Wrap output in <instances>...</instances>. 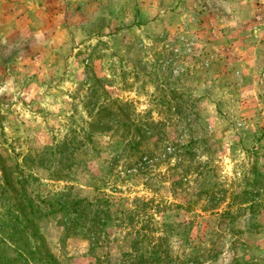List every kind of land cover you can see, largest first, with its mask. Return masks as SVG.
I'll return each mask as SVG.
<instances>
[{
  "label": "rangeland",
  "instance_id": "obj_1",
  "mask_svg": "<svg viewBox=\"0 0 264 264\" xmlns=\"http://www.w3.org/2000/svg\"><path fill=\"white\" fill-rule=\"evenodd\" d=\"M130 60L135 69L126 66ZM122 69L140 70L139 79L130 76L129 92H119L117 76L109 90L142 107L156 94L143 73L189 92L209 134L225 148L216 153L214 189L239 175L236 164L250 163L248 180L233 194L237 200L245 192L248 202L257 193L264 197V179L252 184L256 172L264 175V0H0V264H137L134 251L144 257L140 264H264V207L256 201L232 219L197 211L186 225L182 215L161 226L155 257H169L161 262L151 259L150 245L133 246L113 223L108 242L93 248L56 215L24 214L22 189L47 209L39 201L52 204L60 188L49 180L54 166H46L47 156L45 162L33 156L87 121L93 78H120ZM96 165L89 167L94 174ZM2 171L10 173L8 188ZM28 175L36 180L26 185ZM130 192L148 194L141 185Z\"/></svg>",
  "mask_w": 264,
  "mask_h": 264
},
{
  "label": "trees",
  "instance_id": "obj_2",
  "mask_svg": "<svg viewBox=\"0 0 264 264\" xmlns=\"http://www.w3.org/2000/svg\"><path fill=\"white\" fill-rule=\"evenodd\" d=\"M128 48L130 51L134 45ZM129 62L131 60L126 66L130 70L137 67ZM138 63L142 64V61ZM145 65L146 62L143 67ZM134 72L122 69L120 78L119 73H113L112 80L92 79L88 86L90 92L85 96L87 121L72 125L63 141L47 146L39 155L33 156L41 162H45L47 156L46 166H54L49 180L60 188L53 193L52 204L41 200L40 203L48 205L47 209L41 208L22 189L26 202L22 210L28 217L58 216L57 222L64 224L67 232L84 235L90 239L93 248L108 242L107 229L113 223L124 230V236L132 240L133 246L150 245L154 251L151 259L161 262L169 259L166 254L155 257L156 247L159 248L162 242L155 232L161 226L175 224L172 220L182 215L184 219L180 223L186 225L189 219L197 216V211L212 215L222 211L220 219H232L234 211L237 210L234 213L237 214L248 210L254 201L264 207V197L258 198L260 193H257L251 197L253 201L248 202L245 192L241 193L243 198L237 200L233 194L240 183L248 180L245 168L250 163L236 164L235 172L239 175L226 179L223 188L214 189L211 180L217 179L213 178L214 168L218 167L216 153L225 152V148L209 134V126L202 120L200 108L193 104L189 92L169 89L165 77L157 84L151 75L143 73L144 78L156 85V94L148 96V104L144 107L138 99L111 93L117 76V91L129 92L126 89L133 86L129 82L130 76L137 80L141 74L140 70ZM82 153L86 154L84 159ZM92 162L97 164L96 174L89 169ZM79 168L81 174L87 175L86 181L79 178ZM249 168L251 170L252 166ZM253 169L255 173L256 167ZM8 174L2 171L6 188L11 184ZM261 179L264 175L256 172L252 184L261 183ZM14 180L12 182L18 184ZM35 180L28 175L22 182L29 185ZM124 185H130L127 192L123 191ZM139 185L148 193L146 196L126 194ZM163 188H166V197L162 195ZM136 252L132 254L140 264L144 257L142 254L135 256ZM131 258L128 254L125 259Z\"/></svg>",
  "mask_w": 264,
  "mask_h": 264
}]
</instances>
